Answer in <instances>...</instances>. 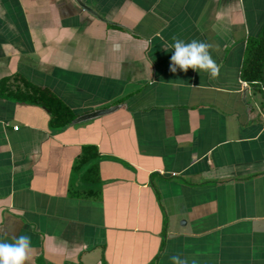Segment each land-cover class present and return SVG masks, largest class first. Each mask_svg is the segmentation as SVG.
<instances>
[{"label": "crops", "instance_id": "0c3cea01", "mask_svg": "<svg viewBox=\"0 0 264 264\" xmlns=\"http://www.w3.org/2000/svg\"><path fill=\"white\" fill-rule=\"evenodd\" d=\"M0 0V236L25 264H264V84L242 78L264 0ZM174 39L218 75L170 71ZM87 148V150L85 149Z\"/></svg>", "mask_w": 264, "mask_h": 264}, {"label": "trees", "instance_id": "16d2710c", "mask_svg": "<svg viewBox=\"0 0 264 264\" xmlns=\"http://www.w3.org/2000/svg\"><path fill=\"white\" fill-rule=\"evenodd\" d=\"M242 78L254 87L264 84V28L259 37L249 41ZM0 96L43 107L48 111L51 118L50 123L54 127H67L76 119L68 107L54 94L43 88L27 84L25 90L22 88L13 89L8 86L7 80H3ZM85 149L87 150V148Z\"/></svg>", "mask_w": 264, "mask_h": 264}, {"label": "clouds", "instance_id": "9594fccd", "mask_svg": "<svg viewBox=\"0 0 264 264\" xmlns=\"http://www.w3.org/2000/svg\"><path fill=\"white\" fill-rule=\"evenodd\" d=\"M170 47L172 49L170 71L173 73L177 71V68L182 71L191 68L198 72H208L213 78L218 75V66L211 58L208 51L209 45L206 43L195 39L189 42L174 39ZM30 251L29 236L20 235L10 240L0 236V264H25ZM171 261L172 264H186V261L179 256H172Z\"/></svg>", "mask_w": 264, "mask_h": 264}, {"label": "water", "instance_id": "95a60500", "mask_svg": "<svg viewBox=\"0 0 264 264\" xmlns=\"http://www.w3.org/2000/svg\"><path fill=\"white\" fill-rule=\"evenodd\" d=\"M76 1L78 2V4L84 10H86L87 12H89L92 16H94V17L102 20V18H100V15L97 12H95L92 8H90L88 5H86L82 0H76ZM118 109H119V107L118 106H115V107H112V108L98 110V111H95V112H91L89 114H85V115L79 116L78 118H76L71 123V126L81 125V124H84V123H87V122L96 120V119L101 118V117H103L105 115L112 114L115 111H117Z\"/></svg>", "mask_w": 264, "mask_h": 264}]
</instances>
